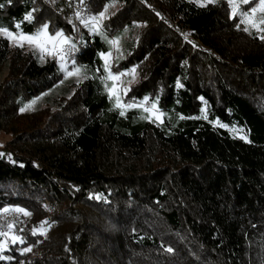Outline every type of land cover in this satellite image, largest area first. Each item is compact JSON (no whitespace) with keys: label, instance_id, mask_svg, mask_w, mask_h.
<instances>
[{"label":"trees","instance_id":"16d2710c","mask_svg":"<svg viewBox=\"0 0 264 264\" xmlns=\"http://www.w3.org/2000/svg\"><path fill=\"white\" fill-rule=\"evenodd\" d=\"M73 1L85 18L113 3ZM114 3L102 31L121 41L116 69L138 71L124 101L147 97L160 121L141 107L119 115L99 78V54L112 46L76 23L71 5L0 0V25L63 31L87 73L68 97H49L47 115L19 114L62 73L0 36V68L10 72L0 131L13 134L0 150V209L31 213L0 218V264H264V40L238 28L224 0Z\"/></svg>","mask_w":264,"mask_h":264},{"label":"snow or ice","instance_id":"6c2138e0","mask_svg":"<svg viewBox=\"0 0 264 264\" xmlns=\"http://www.w3.org/2000/svg\"><path fill=\"white\" fill-rule=\"evenodd\" d=\"M9 2H10V0H9ZM79 2L81 4H83L84 0H79ZM193 2H196L200 7H206L210 4L215 3V0H193ZM228 2L232 6L230 18L235 19L238 14L241 17L240 22L237 24V27L239 28L240 24L250 25L251 28H253L257 32L261 33L259 38L261 40H264V0H228ZM239 3H242L244 5L252 4L253 6L251 7L250 10H245L243 12L238 13V4ZM114 6H115V3L113 0V3L105 5L103 10L100 11L96 15H92L90 17L85 18L82 15V12L77 11L75 13V17L77 20L80 21V23L85 28H88L89 31L103 36L104 39L106 40V42L109 45L113 46L116 49L117 53H119L120 52L119 38L117 37L115 39H108L107 36L102 31V22L104 19L107 18L109 8L114 7ZM2 7H3V4H0V8H2ZM34 11H36V9H33L32 11L28 12L24 16V21L32 22L34 19V16L32 13ZM258 11L262 15L257 18L255 16V14ZM157 15H159V13H157ZM69 22L71 23V20ZM15 27L17 29H19L20 23H17L15 25ZM48 29H49V25L47 23H45V24L41 25L40 28H38L35 33H23L21 31L19 33L14 34L13 31L9 30L7 27L0 25V36H4L10 42H14L17 47L23 48L25 43L29 44L34 49L39 50V52L41 53V56H40L41 59L44 58V55H43L44 53H47L48 55H51L54 57H57L59 59V61L61 62L60 63L61 70L66 72V76H65L66 79L69 76H73V75L78 76L81 73V68L75 66V61L74 60L72 61L73 68L71 70H69L66 67V63H65L66 57L71 56V53L76 50V45L72 42L70 37H67L64 35L63 31H56L53 34V33H49ZM74 30H75V26H74ZM126 31H127V29H126ZM243 31L249 32V27H244ZM185 39H187V34L185 35ZM189 42H191V41H189ZM99 55H100L101 59H103V61H104L103 70L106 73V76H101L99 78L104 82V86L108 92L109 99L111 100L113 97H115L114 106L117 109H121L119 112L120 116H125L124 109L133 108V107H141V108H143L144 112H151L152 110H156V104L155 103H153L151 105V109H149L148 107H144V102H146L148 100L147 97H145V101L141 102L140 104H131V103L130 104H124V103H122L120 96L116 92V87H117L116 84L113 83L112 86L109 87L107 81H109V80L110 81H119L120 78L122 76H125V75H131L133 80H135L136 68L133 67L132 69L128 70L127 72H122L119 74H113L111 71V64H110L112 52L111 51L101 52ZM97 71H99V69ZM84 78L87 79V76H85ZM126 93H127V89H125V94ZM35 103H36V101H32L31 104L26 105L25 108L21 109V111H24L26 109H31L32 105ZM162 115H163V113H159V115L156 116V119H159L160 116H162ZM141 118H146V117H141ZM181 118H183V117H181ZM0 155H3V154L0 153ZM9 211H13V212H17V213H23L26 216L31 215V213H29L25 209L19 208V207L0 209V213H8ZM46 223H47V221L42 222V225H41L42 229H43V225ZM12 227H14V225L12 223L7 224L8 229H11ZM2 229H3V226H0V236H7L8 232L4 231ZM32 234L36 235L37 233L34 231ZM39 234L45 235L46 229L42 230ZM11 242L13 244H15L17 242L22 244L25 241L23 240L22 237L14 235L12 237ZM5 247H6L5 244H0V251H3L5 249ZM31 250H32L31 247H26V248L22 249V254L25 252H30ZM166 251L172 252L173 249L167 248ZM0 259H8V258L4 257V256H0Z\"/></svg>","mask_w":264,"mask_h":264},{"label":"rangeland","instance_id":"374dc122","mask_svg":"<svg viewBox=\"0 0 264 264\" xmlns=\"http://www.w3.org/2000/svg\"><path fill=\"white\" fill-rule=\"evenodd\" d=\"M46 1L48 3H50L51 5H54V7L59 8L58 7L59 4L57 5V0H46ZM61 1L64 2L66 5H68V3L66 2V0H61ZM68 1H69V3H71L73 5L72 9H75V10L80 11V12L83 13V11L81 9H78L77 5L74 3L73 0H68ZM216 1H218V0H215V2ZM224 1L228 4V7H229V15L231 17L232 6L229 4L228 0H224ZM252 6H253L252 4L244 5L242 3H239L238 4V13L239 12H243L245 10H250ZM115 8H116V6L110 7L107 16L109 15V13L113 12ZM261 15L262 14L259 11L255 14V16L257 18L259 16H261ZM236 19L240 22L241 17H240L239 14L237 15ZM74 21L76 23H80V22H78V20L76 19V17H74ZM241 25L243 26V28L244 27H249V31H255L259 36L261 35V33L257 32L255 29L251 28L250 25H247V24H241ZM9 30L13 31L14 34L21 32L17 28H15V29H9ZM65 36L70 37L68 35H65ZM9 43H10V46L13 49H16L17 48V49H22L24 51H33V52H35L39 56V58L41 56V53L39 52V50L34 49L32 46H30L27 43L24 44V47L23 48L17 47L14 42H10L9 41ZM119 48H120V52L119 53H117L116 49L113 46L109 50V51L112 52V57L110 59V64H111V71H112L113 74H119V73L124 72V71H120V69H116V67H115V64H116L117 60L123 55V52H122V49H121V41L119 43ZM73 53H71V56L66 57V60H65L66 67L69 70H71L73 68V63H72V61L74 60L73 59V56H72ZM43 55H44V58L43 59L40 58L41 62H44V61H54L58 65V68H59V70L62 73V77H61L60 81L58 82V84L53 89L48 90V91L42 93L41 95H39V96H37V97H35L33 99H30V100L24 102L20 106V110H18V113L19 114H24V115H27L28 114L29 115V114H33V111H36L37 110L38 112L45 111V114L47 115L49 112H51V111L54 110V109H52L53 106L46 105L47 100L49 99V97H52L53 99H55L57 97H60V96L68 97L71 94V92L73 91V88L71 87L70 84L73 83V82L74 83H77L78 81H82V79L87 75V73L83 69V67H80V66H78V65L75 64L76 67H80L81 68V73L78 76L77 75H73V76H69L66 79L65 78L66 72L63 71V70H61V67H60V63L61 62L59 61V59L57 57L48 55L47 53H44ZM101 61H102V67H103L104 61H103V59H101ZM9 75H10V72H9V69L8 68H6V67H1L0 68V93L2 91L1 90V85L9 78ZM137 79H138V71L136 69L135 80H133V78H132L131 75H125V76H122L119 81H111L112 84L113 83L116 84V86H117L116 87V92L120 96L122 103L126 104L125 101H124V98H123V96L125 94V89H128L129 86L132 83H134ZM112 84H111V86H112ZM113 100H115V97H113ZM32 101H36V103L32 105L31 109H26L24 111H21L22 108H25L26 105L31 104ZM151 105L152 104H146V107H148L149 109H151ZM159 113H161V112L158 111L157 107H156V110H152L151 112H149V114L153 118H155V119H156V116L159 115ZM34 114L37 115L36 112ZM161 117L162 116H160V118L159 119H156V120L160 121L161 120ZM12 138H13V134L12 133H8V131H0V150H5L6 144H8V142L10 140H12ZM19 216L20 215L17 212L9 211L8 213H3L0 216V218L3 221H7V222L8 221H10V222L15 221L16 223H18L20 221V219H21V217H19Z\"/></svg>","mask_w":264,"mask_h":264},{"label":"built area","instance_id":"2783aa9c","mask_svg":"<svg viewBox=\"0 0 264 264\" xmlns=\"http://www.w3.org/2000/svg\"><path fill=\"white\" fill-rule=\"evenodd\" d=\"M66 2L68 3V5H71V6L73 7V5H72L71 3H69V1H68V0H66Z\"/></svg>","mask_w":264,"mask_h":264}]
</instances>
